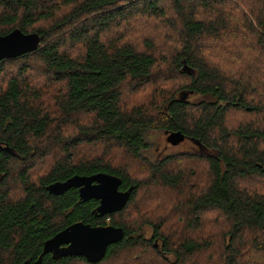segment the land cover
Masks as SVG:
<instances>
[{"label":"trees","instance_id":"16d2710c","mask_svg":"<svg viewBox=\"0 0 264 264\" xmlns=\"http://www.w3.org/2000/svg\"><path fill=\"white\" fill-rule=\"evenodd\" d=\"M150 21L171 37H161L162 54L151 40L143 51L132 39L146 35ZM15 29L37 33L41 43L0 62V264H36L43 243L76 222L119 227L124 236L97 263L45 255L39 264H105L140 250L153 264H170L169 254L173 264H264V0H0V36ZM35 69L49 83L34 81ZM156 74L201 99L189 104L167 91L164 109L124 110L122 86L147 85ZM231 109L257 121L230 126ZM152 130L180 131L199 144L207 171L188 175L177 155L147 164L141 151ZM111 151L147 168L148 178L114 168L104 156ZM98 173L119 177L121 190L133 187L121 211L100 217L98 202L80 201L77 189L46 190ZM201 174V186L190 182ZM151 188L169 190L174 202L171 239L166 222L151 226L159 248L127 221L130 205ZM209 213L219 221L216 234L204 224ZM137 255L133 263L141 264Z\"/></svg>","mask_w":264,"mask_h":264},{"label":"rangeland","instance_id":"374dc122","mask_svg":"<svg viewBox=\"0 0 264 264\" xmlns=\"http://www.w3.org/2000/svg\"><path fill=\"white\" fill-rule=\"evenodd\" d=\"M149 27L147 29V32H145L144 36H132L133 41L139 45L140 49L145 51L144 47V41L146 39L151 40L153 46H155V54H162V48L160 41L161 37L164 39L165 42L169 43L171 41L170 35L166 34L164 31V27H158L154 25V21H150ZM133 28H136L134 26ZM143 33V32H140ZM151 33V34H149ZM137 34V33H136ZM113 32L111 31L105 39H109V41L113 38L112 37ZM225 48L232 49L229 45H225ZM173 48L171 49L172 52ZM77 53H80V48L77 46L75 48V51L72 52L73 55H76ZM166 55V54H164ZM228 60V57H225ZM183 70V69H181ZM158 70H155L154 72H157ZM32 78L36 82H45L49 83L48 80H46L42 74L40 73L39 69H35L32 74ZM260 77L264 79V74L261 71L260 72ZM43 77V78H42ZM181 86L180 82H170L169 78L165 76L164 74H156L153 81L147 85H143L141 87H134V86H129L127 83L122 86L121 89V100H120V105L124 110H131L133 108H142L146 110H152L154 109V106L156 108L164 109L163 101L168 97L172 95H167L166 98L163 97L162 93L169 91V93H172L175 98H181L183 101L188 102L189 104H194L197 101H199L201 98L199 95L195 94H189V92H186L188 90H178L177 88ZM184 93H186V97H184ZM182 94V95H181ZM162 95V97H161ZM43 98V97H42ZM53 98L50 95V93L46 94L43 98L44 102V107L47 109H51L52 104H53ZM48 110V111H49ZM162 113V110H161ZM227 122L229 123L230 126H237L240 123H243L245 120L249 121H257V118L254 116H247L243 113H239L237 109H231L230 113L228 115ZM149 136L147 138V141L149 143V146L147 149H144L141 151V158L147 163L151 165H157L165 157H170L172 155H177V156H182L184 157L181 160L182 168L184 171L187 172L188 175L191 173L199 172L203 173L206 172L205 168V163L200 159L208 152L202 151L199 146L194 145L192 142L185 140L184 142L180 143L177 146H171L166 142V136L164 135L163 131L156 130V131H150L148 132ZM105 154V151H103ZM100 154V152L98 153ZM97 154V155H98ZM108 155H104L106 157V160L111 161L112 165L114 168H121V169H127L128 173L130 174L132 179H140V178H148L149 175H147V168L146 170L144 167H141L138 162H135L134 160L126 159V156L123 155L122 153L111 151L107 153ZM210 154V152H209ZM193 160H198L197 162L192 161ZM45 168L42 166L38 167L32 177H36L39 174L43 172ZM193 170V171H192ZM191 178H194V176H190ZM189 177V180L191 183L196 184L195 180L198 182V185L201 186L203 183H205L206 176L205 174H201L200 176L195 177L194 179H191ZM202 189L199 188V190ZM170 192L167 189H161V190H156V189H142L141 192L138 194V197L136 198L135 205L131 204V207L134 208L133 212L130 213L129 219L127 221L129 223H133L134 225L136 224V227L134 228L135 230H139L137 232L141 233L144 236V239L146 242L152 241V245H156L157 248L160 247V241H154L152 238V224L158 222V220H162L164 223L168 224L167 228H163V235L172 237V233L170 232V224L172 222H176V219L173 218L171 214V209L173 205V200H170ZM170 200L169 204H164L166 201ZM133 205V206H132ZM204 215V214H203ZM202 215V216H203ZM215 217V213H209L205 215V221L204 224L206 225V228H209L212 230L215 234L217 230L219 229V221H217ZM138 222V224H137ZM205 226H203L202 230L206 229ZM134 230V231H135ZM136 232V233H137ZM176 236V235H175ZM182 237L181 235L176 236L175 239ZM188 237L196 239L197 235L196 233L189 234ZM182 239V238H180ZM143 251V250H140ZM139 251V252H140ZM130 253L125 255L121 260H116V261H111L107 262L105 264H134L133 262L134 257L139 253ZM172 252V251H168ZM138 257L141 256L140 254L137 255ZM141 259V264H153L151 260L146 257L143 258V255L140 257ZM167 261L170 264H173L175 262L174 257L172 254H169L165 257ZM217 259V258H216ZM196 260V259H195Z\"/></svg>","mask_w":264,"mask_h":264},{"label":"water","instance_id":"95a60500","mask_svg":"<svg viewBox=\"0 0 264 264\" xmlns=\"http://www.w3.org/2000/svg\"><path fill=\"white\" fill-rule=\"evenodd\" d=\"M40 43L41 38L37 33L24 34L19 29L0 36V62L35 52ZM186 95L184 93L183 98ZM164 135L166 142L171 146H177L187 139L180 131H166ZM120 186L119 177L98 173L92 176L75 175L66 181L50 184L46 190L52 195H62L67 190L75 188L78 190L80 201L95 200L98 202L95 213L101 217L119 212L127 204L133 187L121 190ZM123 236L124 231L119 227L91 226L76 222L43 243L42 252L36 264H39L45 255H50L54 260L67 256L83 257L89 263H97L104 258L107 248L120 241Z\"/></svg>","mask_w":264,"mask_h":264},{"label":"flooded vegetation","instance_id":"af4514ba","mask_svg":"<svg viewBox=\"0 0 264 264\" xmlns=\"http://www.w3.org/2000/svg\"><path fill=\"white\" fill-rule=\"evenodd\" d=\"M186 140H188L189 141V139H186ZM185 141V140H184ZM200 148V147H199Z\"/></svg>","mask_w":264,"mask_h":264}]
</instances>
